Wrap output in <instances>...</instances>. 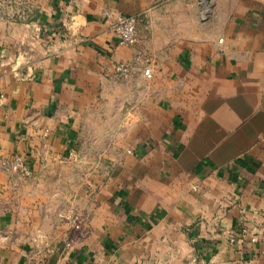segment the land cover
Here are the masks:
<instances>
[{
  "label": "crops",
  "instance_id": "crops-1",
  "mask_svg": "<svg viewBox=\"0 0 264 264\" xmlns=\"http://www.w3.org/2000/svg\"><path fill=\"white\" fill-rule=\"evenodd\" d=\"M14 154L0 264H264V0H0Z\"/></svg>",
  "mask_w": 264,
  "mask_h": 264
},
{
  "label": "built area",
  "instance_id": "built-area-1",
  "mask_svg": "<svg viewBox=\"0 0 264 264\" xmlns=\"http://www.w3.org/2000/svg\"><path fill=\"white\" fill-rule=\"evenodd\" d=\"M202 16L206 17L210 12V3H202ZM115 22L113 24V29L117 37L118 44L135 46L138 43V32L137 25L140 21L138 15H122L117 13L115 16ZM148 61L149 59L141 53H137L134 57V61ZM132 65L129 63L118 62L115 64L114 70L117 75L122 78H127L131 73ZM143 73L145 76H150V68L144 67ZM130 153V150H127ZM72 155V153H69ZM0 167L2 170L7 172H16L23 176L30 175V168L26 164L24 158L21 154H14L10 158L4 159L0 162ZM196 186L192 187L195 189ZM65 219L69 222L70 225L75 228L79 227L78 219L72 210H69ZM254 241V239H252ZM230 241H233V238H230Z\"/></svg>",
  "mask_w": 264,
  "mask_h": 264
}]
</instances>
